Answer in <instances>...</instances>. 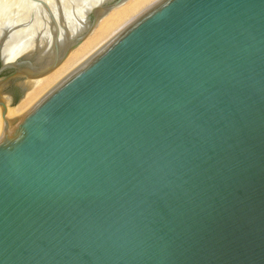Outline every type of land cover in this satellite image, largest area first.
I'll return each mask as SVG.
<instances>
[{
  "label": "water",
  "instance_id": "water-1",
  "mask_svg": "<svg viewBox=\"0 0 264 264\" xmlns=\"http://www.w3.org/2000/svg\"><path fill=\"white\" fill-rule=\"evenodd\" d=\"M126 1L0 47V264H264V0H158L7 113Z\"/></svg>",
  "mask_w": 264,
  "mask_h": 264
},
{
  "label": "bare ground",
  "instance_id": "bare-ground-1",
  "mask_svg": "<svg viewBox=\"0 0 264 264\" xmlns=\"http://www.w3.org/2000/svg\"><path fill=\"white\" fill-rule=\"evenodd\" d=\"M22 2L24 3L25 1ZM88 2L90 3V5H92L95 3V0H36V1L28 0L27 5L25 4L24 7H19L18 5V8L16 9L15 8L9 9L10 7L9 4L7 10L5 8V11L4 9L0 11V42L2 41L3 37L6 35L0 46L2 52L5 53V55L8 57L13 56V54H15L19 50L17 49L18 45H20L21 43L22 44L26 43V40L32 37V35H34L38 31V29H41V27L44 28V24H46L45 22H47V14L44 7H50L51 10L57 9V7H61L64 15L69 20L73 16L74 11H79L80 7H82L83 4ZM141 5H142L141 0H127L122 6L108 13L104 18L100 20L94 32L68 56V58L58 69H56L49 76H46L37 81L30 82L29 89L26 92L23 100L18 105V107L8 108L7 113L12 117L21 115L25 110H27L32 105L31 104L30 106L25 108L26 106L25 107L23 106L24 103H26L29 100L35 99L36 98L35 94L37 93L38 89H41L44 86L49 87L53 83L54 84L52 87H54L59 81H61L65 76H67L71 71H73L76 67H78L81 63H83L87 58H89L92 55L91 54L82 61H80L82 59L80 58L78 59V61H74V63H72L73 59L80 52H83L85 49L92 46V44L97 40V38L109 28L119 23L121 24V25L119 24L120 26H122L123 23L125 24L129 23L128 21H130V19L132 18L131 15ZM117 30L118 28L115 31ZM98 45L91 48V50L96 49ZM102 46H100V48ZM28 49H30L29 45L25 44L21 47L20 52L21 51L25 52ZM95 52H93V54ZM74 65L76 66L72 68ZM49 89L45 91L39 98H41L45 93H47Z\"/></svg>",
  "mask_w": 264,
  "mask_h": 264
},
{
  "label": "rangeland",
  "instance_id": "rangeland-1",
  "mask_svg": "<svg viewBox=\"0 0 264 264\" xmlns=\"http://www.w3.org/2000/svg\"><path fill=\"white\" fill-rule=\"evenodd\" d=\"M22 1H25L24 3ZM142 1V5L131 15V19L130 21H128L129 23L135 19L136 17H138V15H140L141 13H143L146 9H148L150 6H152L154 3H156L158 0H141ZM20 2V3H19ZM27 2L28 0H0V11L4 9L5 11V8L7 10L9 4H10V7L9 9H16L18 8V5L19 7H24V5L26 4L27 5ZM8 9V10H9ZM129 23H123L122 26H120L119 24H116L115 26L109 28L108 30L104 31L103 34H101L97 40L92 44V46H90L89 48L85 49L83 52H80L72 61V63H74V61H78V59L82 58L80 61L84 60L86 57L90 56L91 54H93V52H95L96 50H98L100 48V46H102L103 44H105L108 40H110L113 36H115L118 32H120L124 27H126ZM120 26V27H119ZM118 28L117 31H115L116 29ZM114 32V33H113ZM99 44V45H98ZM98 45V47L96 49H92L94 46ZM91 50V52H90ZM90 52V53H89ZM84 57V58H83ZM79 61V62H80ZM78 62V63H79ZM76 63V64H78ZM76 65H74L72 68H74ZM71 69V68H70ZM69 69V70H70ZM69 72V71H68ZM65 75V74H64ZM58 80V79H57ZM54 84V83H53ZM52 85H50L49 87H42L44 89H38L37 90V93L35 94V99L33 100H29L27 101L26 103H24V107L27 108L28 106H30L31 104H33L36 100L39 99V97L45 92L47 91L49 88H52ZM50 90V89H49ZM23 100V99H22ZM21 102V101H20ZM20 102L15 106V107H12V108H16L18 107V105L20 104ZM24 108V109H25Z\"/></svg>",
  "mask_w": 264,
  "mask_h": 264
},
{
  "label": "trees",
  "instance_id": "trees-1",
  "mask_svg": "<svg viewBox=\"0 0 264 264\" xmlns=\"http://www.w3.org/2000/svg\"><path fill=\"white\" fill-rule=\"evenodd\" d=\"M15 94H16V93H15ZM18 98H19V96L15 95V97H14L15 101H17Z\"/></svg>",
  "mask_w": 264,
  "mask_h": 264
}]
</instances>
